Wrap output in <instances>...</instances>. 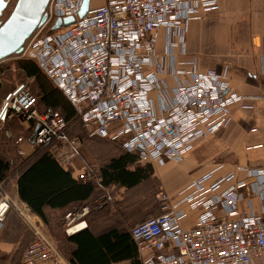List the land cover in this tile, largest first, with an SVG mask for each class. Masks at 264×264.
Wrapping results in <instances>:
<instances>
[{"label":"built area","instance_id":"obj_1","mask_svg":"<svg viewBox=\"0 0 264 264\" xmlns=\"http://www.w3.org/2000/svg\"><path fill=\"white\" fill-rule=\"evenodd\" d=\"M50 0L47 20L26 41L18 58L34 61L66 96L89 136L117 141L140 162L162 166L181 162L195 143L232 122L230 107H254V96L231 87L226 71L200 70L189 55L193 20L218 11L220 0ZM76 21L57 29L59 18ZM2 74L0 73V82ZM34 123L31 135L5 134L17 145H46L70 168L82 156L60 110L41 109L28 82L0 93V128L8 121ZM218 165L172 195H158L159 213L133 225L130 234L143 264H258L264 255V159L236 163L215 177ZM78 178L103 192L95 204L66 215L67 233L88 227L86 217L113 200L100 170L86 164ZM258 201V202H256ZM13 201L8 181H0V223ZM187 205L198 210L187 228ZM57 245L39 234L20 264L59 260Z\"/></svg>","mask_w":264,"mask_h":264},{"label":"crops","instance_id":"obj_2","mask_svg":"<svg viewBox=\"0 0 264 264\" xmlns=\"http://www.w3.org/2000/svg\"><path fill=\"white\" fill-rule=\"evenodd\" d=\"M187 45L189 55L197 56L200 70L226 71L231 87L238 93L264 95V0H220L218 11L191 22ZM1 82V92L14 87L5 90L7 85L3 80ZM252 103L254 107L251 109L242 108L240 104L232 105L231 124L215 135L198 140L183 161H169L158 166L148 180L132 188L117 182L110 183L108 189L114 199L101 211L91 212L85 218L88 227L76 232L78 235L75 237L76 233L68 234L66 231V215L80 206L95 204L99 198L98 190L85 199L73 200L63 206L46 204L42 215L34 211L20 191L24 171V165H20L34 153L36 147L29 142L17 145L5 134V130L10 129L17 136L25 135V130L34 123L21 124L10 119L0 131L14 150L15 159L9 160L8 175L3 179L8 181V194L14 205L4 222L0 223V264H20L26 248L39 234L51 239L60 253L59 260L43 264H142L133 240H130L129 255L120 259L106 254L94 257L93 250L85 251L78 257V240L84 242L87 235L100 239L110 233L130 236L133 225L157 215L158 195L163 191L156 193L152 177L157 173L165 186L164 191L175 195L194 179L213 170L217 164L223 166L216 170L215 177L227 173L236 163H257L264 159V98ZM86 164L93 165L81 156L68 168L74 180L86 183L78 178ZM136 165L137 161L129 164L128 168L134 170ZM176 168L182 174L179 171L178 177L174 178L168 173ZM184 208L188 211L184 224L190 228L199 211L191 210L187 205ZM258 264H264V255Z\"/></svg>","mask_w":264,"mask_h":264},{"label":"trees","instance_id":"obj_3","mask_svg":"<svg viewBox=\"0 0 264 264\" xmlns=\"http://www.w3.org/2000/svg\"><path fill=\"white\" fill-rule=\"evenodd\" d=\"M18 65L24 71L26 76L38 80L37 88L39 89V94L41 96H39L38 93L36 94L32 85L29 82L28 83L34 94L39 97V107L42 109L46 106H51L60 110L69 122L70 135L77 136L74 135V132L80 128L89 138L108 139L89 136L78 119L73 105L34 61L21 59L18 61ZM46 77L49 80L46 79ZM1 83L2 82H0V84ZM0 93L5 94L6 92L4 93L0 91ZM33 130L34 125H31V127L25 130L24 134L26 136L31 135ZM82 130L79 132H82ZM82 133H79L78 135L82 136ZM108 140L113 143H118L111 139ZM121 148L118 150L119 153L112 156L108 162L101 166V168L94 165V167L100 170L102 184L106 189L109 188V184L112 182L121 183L128 188H132L140 184L142 181L148 180L154 174L153 170L149 172V169L146 168L145 165L148 163L138 161L135 155ZM136 161L137 165L134 170L129 169L128 165ZM139 163H141V165H139ZM22 165H24V171H22L23 175L20 181L21 194L23 195L24 200L30 203L32 209L41 215L43 214V206L46 204L51 206H63L73 200L87 198L96 189L99 194L103 192L102 189H98L97 185L92 182L82 183L74 180L71 177V170L58 163L52 156L50 147L46 145L36 147L34 153L25 159L20 167H22ZM8 169L9 163L5 162L0 157V180L7 177ZM104 207L97 210L101 211ZM77 235L78 234L76 233L73 237ZM87 236L88 237L84 239V242L78 240L80 243L78 252L76 253V256L78 257L81 256H79V254H82L85 251L89 252L93 250L94 257H101L106 254L115 259H120L129 255L131 250L130 242L133 240L131 234L130 236L128 234L119 236L115 233H110L102 236L100 239H95L90 235Z\"/></svg>","mask_w":264,"mask_h":264},{"label":"rangeland","instance_id":"obj_4","mask_svg":"<svg viewBox=\"0 0 264 264\" xmlns=\"http://www.w3.org/2000/svg\"><path fill=\"white\" fill-rule=\"evenodd\" d=\"M16 2L17 0L12 1L11 6L8 8L6 13L0 18V21L4 22L9 17ZM21 59L23 58H18L17 54H14L9 58L0 61V73L2 74V79L4 81L5 86L7 85L5 87V90H8L10 87L15 86V83L17 84L20 82H29L32 85V88L34 89V92L36 94L37 93L39 94V89L37 88L38 80L36 78L28 77L25 75L24 71L18 65V61ZM46 79L48 78L46 77ZM39 96L41 95L39 94ZM81 130L82 129L78 128L76 130L77 132L76 131L74 132V135H77V137L80 139L82 156H84L85 161L92 163L93 165H96V167L101 168V166L104 163L108 162L112 156H114L116 153H119L118 150L119 148H121L119 143H113L108 139L89 138L87 135H85L83 130H82L83 133L79 132ZM78 132L82 133L83 137L78 135L79 134ZM13 151L14 150L11 149V146L6 143L5 135L3 134V132L0 131V157H3L4 161L9 163V160L14 158ZM148 164L145 166L147 169H149V172H151L152 170L155 171V169L158 168V165L151 166L152 164L150 165ZM139 165H141V163H139ZM179 171L180 170L176 168L175 170L173 169L168 174L174 178H177ZM11 172L12 173L14 172L13 169L11 170ZM180 174H182L181 171ZM152 179L155 181L156 193H159L162 189L164 191L165 186L163 182L160 180L159 174L157 173V175L152 177ZM101 194L102 193H100L99 196Z\"/></svg>","mask_w":264,"mask_h":264},{"label":"water","instance_id":"obj_5","mask_svg":"<svg viewBox=\"0 0 264 264\" xmlns=\"http://www.w3.org/2000/svg\"><path fill=\"white\" fill-rule=\"evenodd\" d=\"M91 0H83L82 6L78 12L79 17H83L89 11ZM50 0H37L35 6L28 9L25 13L20 8L21 0H17L9 17L4 21H0V61L20 53L28 38L33 32L41 27L47 20V7ZM5 4L0 0V18ZM74 16L59 18L53 28L57 29L63 25L74 23Z\"/></svg>","mask_w":264,"mask_h":264},{"label":"snow or ice","instance_id":"obj_6","mask_svg":"<svg viewBox=\"0 0 264 264\" xmlns=\"http://www.w3.org/2000/svg\"><path fill=\"white\" fill-rule=\"evenodd\" d=\"M37 3V0H21L20 8L25 11V13L28 12V9L35 6Z\"/></svg>","mask_w":264,"mask_h":264},{"label":"flooded vegetation","instance_id":"obj_7","mask_svg":"<svg viewBox=\"0 0 264 264\" xmlns=\"http://www.w3.org/2000/svg\"><path fill=\"white\" fill-rule=\"evenodd\" d=\"M13 0H2V2L5 4V7L2 11V16L6 13L8 8L11 6Z\"/></svg>","mask_w":264,"mask_h":264}]
</instances>
